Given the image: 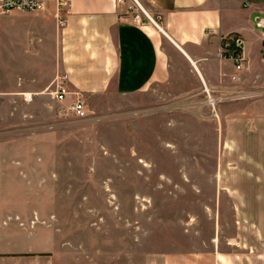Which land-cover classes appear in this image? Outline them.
Here are the masks:
<instances>
[{"label": "crops", "instance_id": "crops-1", "mask_svg": "<svg viewBox=\"0 0 264 264\" xmlns=\"http://www.w3.org/2000/svg\"><path fill=\"white\" fill-rule=\"evenodd\" d=\"M41 1V10L6 14L25 24L0 37V55L8 56L0 103L9 104L0 118L8 124L0 128V264H264V27L257 25L264 0H139L148 13L138 12L141 21L124 9L127 0ZM64 1L60 27L55 14ZM231 33L244 39L241 70L221 55ZM65 76L70 93L60 101L54 92ZM208 92L218 98L215 110ZM77 97L85 118L68 109ZM178 117L182 141L192 135L187 125H200V154L214 163L207 186L231 195L227 242L186 248L159 230L146 251L134 230L73 227L81 198L66 201L64 191L80 174L111 198L129 172L182 170L173 160ZM191 146L180 155H197ZM97 172L106 175L91 179ZM203 204L208 209L209 197ZM211 220V241L219 242L220 213Z\"/></svg>", "mask_w": 264, "mask_h": 264}, {"label": "rangeland", "instance_id": "rangeland-1", "mask_svg": "<svg viewBox=\"0 0 264 264\" xmlns=\"http://www.w3.org/2000/svg\"><path fill=\"white\" fill-rule=\"evenodd\" d=\"M130 5L132 6L131 9H129ZM124 9L133 17L136 13H140L141 9L145 11L139 0H127ZM145 13L147 12L145 11ZM0 16L6 17L1 27L3 31L0 32L2 38H11L19 30V27L25 24L20 21H9L7 19L9 15L6 14H0ZM143 21L148 20L144 17ZM3 58L8 60L5 52L0 55V77L6 71L1 62ZM21 101L23 100L18 99L17 101V116H21L24 111V105ZM8 105V102L0 103V118L8 114ZM177 116L180 117V115ZM179 117L176 124L179 148L176 150L180 151L179 155L173 157V160L174 163L181 166L182 170L161 174L156 171H146L140 175L141 177L129 172L126 174L128 181L124 183L123 188H120L118 184L117 188H111V198L110 195L104 194L99 189H91L83 179L85 174H80V178L76 177L74 182H70L69 185H73V188H67L64 191L66 201L81 198L79 216L72 214L73 206H65V210L71 212L74 217L73 227L82 230H134L140 235L144 234L146 251L153 250L152 233L159 230L172 232L180 239L178 242L181 241V244H184L186 248L202 243L212 247L213 244L223 245L227 242L229 239L227 236L232 233L231 230L235 227L232 215L233 209L229 204L231 195H227L225 191L218 192L210 181L209 186H207V181L213 175L214 163L212 160L208 162L200 154V141L197 139L201 131L200 125H187V130H191L192 135H187L189 139L187 142L182 141L181 138L185 137L183 131L186 125L184 119L180 120ZM7 126V123L0 121V128ZM185 143L192 144L193 154L197 155L190 158L181 156ZM105 175L97 172L91 174V179L94 180ZM115 176V174H112V177L116 178ZM63 183L67 186V179ZM134 185H138L137 191L139 194L136 204L132 201V196L128 194V191H136V189H133ZM32 191L43 193L44 190ZM52 191L57 192V196H60V187ZM208 197L209 206L207 209L203 201H206ZM215 213H220L221 238L219 242L217 239L213 243L211 237L215 234L217 227L211 219ZM185 231L187 232L186 235L184 234ZM97 264H99V261H97Z\"/></svg>", "mask_w": 264, "mask_h": 264}, {"label": "built area", "instance_id": "built-area-1", "mask_svg": "<svg viewBox=\"0 0 264 264\" xmlns=\"http://www.w3.org/2000/svg\"><path fill=\"white\" fill-rule=\"evenodd\" d=\"M126 0H117L118 3L125 4ZM67 5V2H60L58 12H56L55 16L60 27H63L67 24V19L61 14L63 7ZM44 4L41 0H0V14H9L15 10L21 11H38L43 9ZM132 6H129L131 9ZM135 20H142L139 13L134 15ZM156 22V21H154ZM257 25L260 27H264V17H261L257 20ZM221 55L227 58L232 59L235 64L237 70H241L244 66L245 61V46L244 39L242 36L231 33L227 34L223 37L222 47H221ZM55 97L63 101L66 99L67 95L70 93L68 84H67V76H65L58 84L56 85ZM208 102L212 105L213 110L216 109V101L217 97L212 96L209 92L207 93ZM68 109L77 117L85 118L87 116V110L85 106V102L80 97H77L74 101H72Z\"/></svg>", "mask_w": 264, "mask_h": 264}]
</instances>
